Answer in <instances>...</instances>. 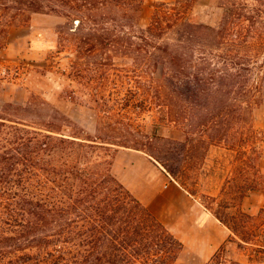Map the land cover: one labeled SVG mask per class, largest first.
Here are the masks:
<instances>
[{"label": "trees", "instance_id": "obj_1", "mask_svg": "<svg viewBox=\"0 0 264 264\" xmlns=\"http://www.w3.org/2000/svg\"><path fill=\"white\" fill-rule=\"evenodd\" d=\"M196 3L158 2L150 24L141 28L144 0H0V49L8 44L12 28L28 25L37 13L78 20V32H90L79 42L92 48L139 46L146 54L147 70L161 72L165 101L159 107L166 108V125L182 123L200 136V145L193 149L195 139L189 131L181 138L144 134L145 146L163 144L160 155L147 153L187 189L181 181L187 160L207 157L205 136L209 145L220 143L237 151L235 176L226 181L219 197H209L217 208L207 206L242 248L257 244L264 230V220L256 225L241 208L245 197L261 190L264 178L258 164L264 156V131L253 125L250 100H245L251 68L244 63L237 74L230 68L208 74L192 48L220 50L225 43L243 46L252 38L250 43L264 51V34H233L235 23L255 19L257 24L264 16L258 14L263 12L260 8L239 16L226 12L213 27L195 19ZM201 59L208 61L207 56ZM3 65L0 60V90L10 73ZM235 79L243 98L233 108L230 98H220L217 92ZM175 93L182 99L178 116ZM33 98L25 105L6 103L0 111V264H178L183 243L114 174L115 155L108 145L118 144L63 133L55 125L67 121L64 114ZM188 107L194 113L188 114Z\"/></svg>", "mask_w": 264, "mask_h": 264}, {"label": "rangeland", "instance_id": "obj_2", "mask_svg": "<svg viewBox=\"0 0 264 264\" xmlns=\"http://www.w3.org/2000/svg\"><path fill=\"white\" fill-rule=\"evenodd\" d=\"M144 1L145 6L139 22L141 28L150 24L158 2L175 3L182 0ZM233 3L238 4L237 7L234 8ZM254 8H260L264 12V0H197L193 14L197 21L217 27L226 12L230 14L233 11L237 15L253 12ZM263 12L259 11L258 14L264 16ZM251 15L256 17L257 14ZM234 19L239 20L236 17ZM255 22V19H244L241 23H235L233 34H264V20L257 24ZM78 27V20H71L65 15L37 13L32 16L28 25L11 29L8 44L0 49V60L10 72L1 84L0 111L6 103L25 105L35 97L46 102L48 109H57L64 114L67 121H63L60 126L55 125L63 133L118 144L108 145L115 158L122 149L160 155L163 144L154 142L145 146L144 134L181 138L185 131H189L195 139L193 149H197L200 136L188 125H166V108L159 107L165 101L161 98V72L152 74L147 70L145 52L137 45L131 49L123 47L116 50L109 45L92 48L90 45L80 44L79 37L90 32L87 30L79 33ZM229 32L232 34V30ZM230 38L233 39L234 36ZM250 42L252 38L243 46L237 42L225 43L220 50L194 46L193 56L201 63L200 67L207 68L208 74L210 70L223 71L226 68L237 74L239 65L250 64L246 92L248 96L245 100H250L248 113L253 125L264 131V51L258 50ZM257 53H261L259 58L253 59ZM206 56L208 61L201 62V58ZM226 57L228 60H224ZM246 65L244 66L247 67ZM216 74L219 76L218 72ZM236 82V79L232 80L229 87L217 92L220 98H230L233 108L243 98V92ZM259 85L261 90L257 91ZM35 98L33 99L36 100ZM180 98L179 93H175L173 100L176 104V115L181 110ZM145 105L149 108L145 109ZM188 109V114L194 113L191 108ZM205 137L203 153L206 152L208 157L211 145L208 136ZM208 145V150L205 151ZM216 146L224 147L220 143H216ZM262 151L264 152V143ZM221 152V148L213 147V152L207 158L209 161L201 156H190L187 160V173L181 179L187 189L195 192L207 205L210 204L209 197L212 196L203 192L216 189L218 185L223 190L226 181L235 176L236 167L239 165L237 151L229 163L220 157ZM153 159L163 166L159 160L154 157ZM258 164L264 175V156L258 160ZM260 188L258 191L264 192V178ZM211 206L217 208L216 204ZM259 206L257 199L250 198L244 206L245 210L242 209L251 216L253 209L256 225L264 220V208L258 211ZM256 243L242 248L239 246L240 253L225 248L213 264H264V230ZM178 264L194 263L185 259Z\"/></svg>", "mask_w": 264, "mask_h": 264}, {"label": "crops", "instance_id": "obj_3", "mask_svg": "<svg viewBox=\"0 0 264 264\" xmlns=\"http://www.w3.org/2000/svg\"><path fill=\"white\" fill-rule=\"evenodd\" d=\"M213 147L221 148L220 157L227 163L232 161L235 151L216 145H211L206 159L213 152ZM113 172L183 243L178 263L190 259L194 264H210L224 246L240 253L238 243L231 240L232 231L218 219L212 208L198 195L187 190L147 153L133 149L119 150L114 160ZM221 192L222 186L218 185L216 189L203 193L219 197ZM250 198L257 199L260 205L258 211L264 208V192L253 191L243 200V210ZM251 211L254 216L253 209Z\"/></svg>", "mask_w": 264, "mask_h": 264}]
</instances>
